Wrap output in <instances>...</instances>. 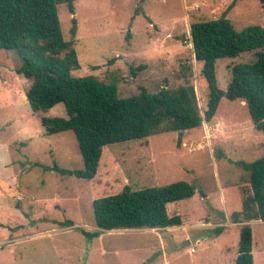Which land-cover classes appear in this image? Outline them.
Masks as SVG:
<instances>
[{
  "label": "rangeland",
  "instance_id": "rangeland-1",
  "mask_svg": "<svg viewBox=\"0 0 264 264\" xmlns=\"http://www.w3.org/2000/svg\"><path fill=\"white\" fill-rule=\"evenodd\" d=\"M232 1L77 0L74 15L59 4L66 39L71 18L77 22L80 67L72 76H98L115 84L120 98L137 95L141 87L149 93L174 90L188 79L203 108L207 84L194 62L190 24L219 18ZM227 19L236 31L263 26L264 9L258 0H240ZM252 59L251 53L218 59V88L226 89L230 66ZM20 65L14 52L0 50V264H164V246L151 229L103 231L95 238L82 231L97 230L95 199L126 186L139 190L179 181L192 185L194 194L168 204V215L180 216L183 225L210 221L214 227L190 228L194 254L184 229L158 232L166 235L168 264H234L241 226L230 215L241 210L248 175L243 164L264 153V135L253 128L243 101L221 98L211 122L183 133L104 146L96 175L85 180L46 169L56 164L78 171L83 162L72 131L45 134L41 118L66 117L65 109L59 103L33 112L23 93L25 79L16 73ZM250 227L253 264H264V222Z\"/></svg>",
  "mask_w": 264,
  "mask_h": 264
},
{
  "label": "trees",
  "instance_id": "trees-1",
  "mask_svg": "<svg viewBox=\"0 0 264 264\" xmlns=\"http://www.w3.org/2000/svg\"><path fill=\"white\" fill-rule=\"evenodd\" d=\"M75 1L0 0V50L12 51L20 58L16 73L25 79L23 93L29 108L45 113L61 103L66 117H42L41 126L46 135L72 131L82 158L83 170H66L56 164L47 170L90 180L98 171L104 146L198 128L214 119L221 98L243 101L253 128L264 135V23L236 31L227 14L240 0H233L215 20L190 24L194 60L207 84L203 108L188 79L174 90L162 88L149 93L141 87L137 95L120 98L116 85L98 76L73 77L72 72L80 67L75 50L77 22L71 18L66 39L57 5L65 4L74 15ZM258 1L264 9V0ZM242 53H251L253 59L230 66V81L220 90L216 61ZM243 168L248 175L241 190V210L230 215L231 223H243L234 264H253L252 230L247 223L264 222V153ZM193 194L194 187L183 181L139 190L126 186L115 195L93 201L98 230L82 233L95 238L100 231L180 226L181 217L169 216L167 205Z\"/></svg>",
  "mask_w": 264,
  "mask_h": 264
},
{
  "label": "crops",
  "instance_id": "crops-1",
  "mask_svg": "<svg viewBox=\"0 0 264 264\" xmlns=\"http://www.w3.org/2000/svg\"><path fill=\"white\" fill-rule=\"evenodd\" d=\"M10 165H12V163L10 162H8V163H6V165L5 166H10ZM181 221H182V219H181ZM253 222H255V221H251V222H248L247 224L248 225H251ZM261 222V221H260ZM202 224L203 223H201V224H198V225H189V226H187V225H183V223H181V225L180 226H175V227H169V228H155V229H151L150 231L153 233V231L155 232V233H157L156 235H157V237H158V239H159V242H160V244H161V246H164L163 248H162V251H161V254H162V257L164 258V264H168V261H167V254H166V251H165V244H164V239H165V237H166V235H164V234H158V232H162L161 230H163V229H165L166 231H168V230H176V229H179V228H182V229H184L185 231H186V239H187V245L189 246V250H188V252L189 253H191V254H194L195 252H196V249L194 248V247H192L191 246V239H189V233H190V228L191 229H193V228H213L214 226L212 225V223L210 222V221H208L207 223H204V224H206V225H204V226H202ZM234 224V223H233ZM243 223H239V224H237V225H242ZM15 227H20L19 225H17V226H15ZM7 229L9 230V231H13V226H9V225H7ZM98 230V229H97ZM96 230V231H97ZM132 230H141V229H132ZM145 230V229H144ZM112 231H131V230H112ZM100 232H103V231H100ZM104 232H110V231H104ZM173 232V231H172ZM197 240H199V239H197ZM171 241H175V239H172ZM1 243H3V242H1ZM200 243H199V241L198 242H196V245H199ZM191 248H193L194 249V251L193 252H191Z\"/></svg>",
  "mask_w": 264,
  "mask_h": 264
},
{
  "label": "built area",
  "instance_id": "built-area-1",
  "mask_svg": "<svg viewBox=\"0 0 264 264\" xmlns=\"http://www.w3.org/2000/svg\"><path fill=\"white\" fill-rule=\"evenodd\" d=\"M204 225H206V224H204V223H203V224H202V226H204ZM193 251H194V249H193V248H191V252H193Z\"/></svg>",
  "mask_w": 264,
  "mask_h": 264
},
{
  "label": "water",
  "instance_id": "water-1",
  "mask_svg": "<svg viewBox=\"0 0 264 264\" xmlns=\"http://www.w3.org/2000/svg\"><path fill=\"white\" fill-rule=\"evenodd\" d=\"M181 133H183V132H181Z\"/></svg>",
  "mask_w": 264,
  "mask_h": 264
},
{
  "label": "bare ground",
  "instance_id": "bare-ground-1",
  "mask_svg": "<svg viewBox=\"0 0 264 264\" xmlns=\"http://www.w3.org/2000/svg\"><path fill=\"white\" fill-rule=\"evenodd\" d=\"M195 62V61H194Z\"/></svg>",
  "mask_w": 264,
  "mask_h": 264
}]
</instances>
